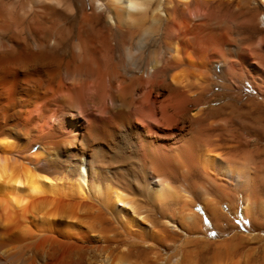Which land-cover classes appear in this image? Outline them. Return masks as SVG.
Segmentation results:
<instances>
[{"label":"bare ground","instance_id":"obj_1","mask_svg":"<svg viewBox=\"0 0 264 264\" xmlns=\"http://www.w3.org/2000/svg\"><path fill=\"white\" fill-rule=\"evenodd\" d=\"M263 152L264 0H0V264L197 242Z\"/></svg>","mask_w":264,"mask_h":264},{"label":"rangeland","instance_id":"obj_2","mask_svg":"<svg viewBox=\"0 0 264 264\" xmlns=\"http://www.w3.org/2000/svg\"><path fill=\"white\" fill-rule=\"evenodd\" d=\"M222 100L219 101L221 103ZM261 158L253 154V160L264 162V152ZM214 196L218 192L209 188ZM264 199V191L262 200ZM238 210L230 212L228 204L224 211L229 212L226 219L211 220L205 213L202 204H197L196 213L202 219V229L197 242L186 241L189 235L176 224H171L181 239L161 247L162 254L154 259L143 261L147 264H264V201L263 207L246 215L244 204L238 203ZM222 220V221H221ZM183 236V237H182ZM184 242V243H183ZM188 250V251H187ZM152 262V263H151ZM139 263V264H140Z\"/></svg>","mask_w":264,"mask_h":264}]
</instances>
